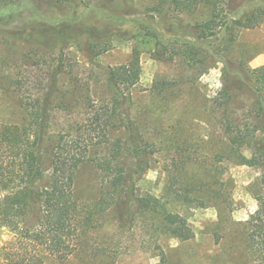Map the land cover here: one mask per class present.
Segmentation results:
<instances>
[{"label":"rangeland","instance_id":"1","mask_svg":"<svg viewBox=\"0 0 264 264\" xmlns=\"http://www.w3.org/2000/svg\"><path fill=\"white\" fill-rule=\"evenodd\" d=\"M156 6L155 0L44 4L48 18L73 19L96 30L94 37L82 34L52 48H39L0 31V125L29 123L30 113L22 103L34 107L47 77L57 71L45 118V148L87 115L89 107L84 105L89 97H107L108 67L128 62L134 53L140 61V79L129 90L127 110L140 134L138 143L146 145L148 164L135 175L134 194L155 199L156 204L123 205L121 219L113 207L92 213L88 246L93 250L63 261L46 254L43 264L253 263L250 215L260 207L256 196L264 194L260 180L264 169L228 160L223 125L253 124L250 111L257 107L258 92L264 88L257 69L264 65V18L258 26L238 33L231 58L248 70L250 76L245 77L234 68L224 72L223 64L215 61L204 69L201 54L189 66L181 53L172 54L171 44L157 46L141 31L142 25L152 26L166 38L183 37L187 35L183 27L203 21L208 11L205 7L189 13L173 11L172 18H167L173 20L168 32L163 28L168 21L160 20L153 10ZM232 79L242 87L232 86ZM155 82L164 83L162 91L152 89ZM57 91L62 101L55 98ZM124 135L121 130L112 131L110 141L99 145L92 156H108L114 140ZM245 153L249 155L248 150ZM103 177L91 163L76 171L75 194L86 210L92 211L105 194ZM163 211L178 213L194 236L184 241L170 234ZM9 237L7 229L0 227V252ZM0 264H4L1 255Z\"/></svg>","mask_w":264,"mask_h":264},{"label":"trees","instance_id":"2","mask_svg":"<svg viewBox=\"0 0 264 264\" xmlns=\"http://www.w3.org/2000/svg\"><path fill=\"white\" fill-rule=\"evenodd\" d=\"M74 1L77 0H0V31L39 48H52L86 33L94 37V27L73 19H50L42 10L44 4L54 6ZM79 1L88 6L100 0ZM155 1L158 6L153 10L161 21H168L163 25L168 32L173 20L167 18H172L169 16L173 11L189 13L201 7L208 11L203 21L183 27L187 34L183 37L166 38L152 26L142 25L141 31L157 46L167 48L171 44L172 54L181 53L189 66H194L195 58L201 54L199 62L204 69L210 61H215L223 64L224 72L234 68L245 77L250 76L242 64L232 61L231 55L239 31L258 26L263 20L264 0ZM257 69L264 80V65ZM139 79L140 61L136 53L128 62L108 67L107 97L98 100L89 97L88 103L83 104L89 107L87 115L46 148L43 147L47 132L45 118L56 89L57 71L47 77L44 92L35 99L34 107L22 103L26 113H30L29 123L0 125V227L10 234L1 246L4 264H43L46 254L63 261L78 252L91 251L88 239L94 227L92 213L113 207L121 219L123 205L129 208L133 202L140 208L156 204L155 199L134 194L135 175L142 173L148 164L146 145L138 143L140 134L127 110L129 90ZM232 81L236 89L242 87L238 80ZM162 84L155 82L152 89L160 92ZM57 92L55 98L60 99L61 93ZM255 104L257 107L250 111L251 126L228 122L223 125V131L228 138L229 161L264 169V88L259 90ZM119 130L125 135L114 140L111 154L92 156L99 145L110 141L112 131ZM247 150L249 155L245 153ZM86 163L103 172L105 178V194L94 203L92 211L86 210L75 194V173ZM260 180L264 186V174ZM256 198L260 207L250 215L254 221L249 233L250 249L254 257L252 264H264V194ZM162 214L170 234L184 241L194 236L178 213L163 211Z\"/></svg>","mask_w":264,"mask_h":264},{"label":"crops","instance_id":"3","mask_svg":"<svg viewBox=\"0 0 264 264\" xmlns=\"http://www.w3.org/2000/svg\"><path fill=\"white\" fill-rule=\"evenodd\" d=\"M256 60H257V59H256ZM254 62H255V61H254ZM254 64H258L257 61H256V63H254Z\"/></svg>","mask_w":264,"mask_h":264}]
</instances>
